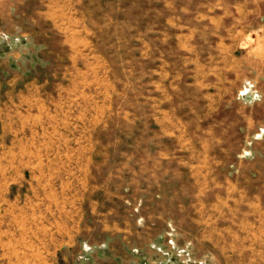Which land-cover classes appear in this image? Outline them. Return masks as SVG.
I'll use <instances>...</instances> for the list:
<instances>
[{"label": "rangeland", "instance_id": "374dc122", "mask_svg": "<svg viewBox=\"0 0 264 264\" xmlns=\"http://www.w3.org/2000/svg\"><path fill=\"white\" fill-rule=\"evenodd\" d=\"M261 16L264 0L0 3V52L38 87L41 142L53 148L10 203L31 210L24 196L36 193L52 264H264V186L204 184L208 169L185 162L145 110L167 79H210L213 43L233 34L245 48L241 34L264 32ZM235 211L263 212L249 224Z\"/></svg>", "mask_w": 264, "mask_h": 264}, {"label": "crops", "instance_id": "0c3cea01", "mask_svg": "<svg viewBox=\"0 0 264 264\" xmlns=\"http://www.w3.org/2000/svg\"><path fill=\"white\" fill-rule=\"evenodd\" d=\"M259 22L264 24V16ZM233 36L212 42L210 79H167L161 83V96L146 97L145 110L156 113L155 123L164 136L178 137L185 146L190 153L185 162L192 158L193 167L208 169L210 179L204 184L244 183L255 190V185L264 186V32L242 33L245 48H235ZM11 56L0 52V264H52V243L46 247L42 240L43 229L50 232L52 224L43 225V211L33 208L36 193L24 196L33 201L31 210L10 203L22 199L27 174L52 164L41 152L53 149L51 142L49 148L41 142L42 119L35 111L38 87L20 79L18 67L15 77ZM242 86L251 91L247 100L241 98ZM72 127H66V152L73 151ZM51 131L50 126L48 136ZM257 135L260 139L255 140ZM245 150L251 158L243 155ZM232 167L236 175H229ZM262 212L235 211L233 216L241 215L251 224V217ZM42 248H47L44 255Z\"/></svg>", "mask_w": 264, "mask_h": 264}, {"label": "built area", "instance_id": "2783aa9c", "mask_svg": "<svg viewBox=\"0 0 264 264\" xmlns=\"http://www.w3.org/2000/svg\"><path fill=\"white\" fill-rule=\"evenodd\" d=\"M249 94H251V91L249 90V88L247 87V86H244L243 87V92L241 93V98L243 99V100H247V96L249 95Z\"/></svg>", "mask_w": 264, "mask_h": 264}]
</instances>
